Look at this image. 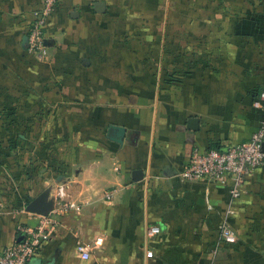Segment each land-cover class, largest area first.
Wrapping results in <instances>:
<instances>
[{"label": "crops", "instance_id": "1", "mask_svg": "<svg viewBox=\"0 0 264 264\" xmlns=\"http://www.w3.org/2000/svg\"><path fill=\"white\" fill-rule=\"evenodd\" d=\"M42 1L0 0V251L47 193L71 210L28 264H264V165L236 199L177 175L264 119V0H63L39 60Z\"/></svg>", "mask_w": 264, "mask_h": 264}, {"label": "built area", "instance_id": "2", "mask_svg": "<svg viewBox=\"0 0 264 264\" xmlns=\"http://www.w3.org/2000/svg\"><path fill=\"white\" fill-rule=\"evenodd\" d=\"M63 0H43L42 6L25 29V50L28 54L41 60L49 47L47 39L48 23ZM255 106L264 105V89L258 91L253 99ZM264 119L252 134L243 141L227 143L208 149L193 150L186 165L177 173L182 180L204 179L210 183L228 188L231 199L241 196L248 177L264 165ZM116 188L108 189L103 194L105 201H111ZM71 210L68 202H57L47 212H26L27 221L16 224V239L0 251V264H28L48 241L53 231L61 225V218ZM150 234L160 232L158 225H153ZM225 242L236 240L233 228L225 224L221 230ZM101 239L95 240L100 245ZM93 245L78 239L75 252L80 259L88 261L92 257Z\"/></svg>", "mask_w": 264, "mask_h": 264}, {"label": "water", "instance_id": "3", "mask_svg": "<svg viewBox=\"0 0 264 264\" xmlns=\"http://www.w3.org/2000/svg\"><path fill=\"white\" fill-rule=\"evenodd\" d=\"M97 11L98 12H103L104 11V4L101 2L96 3ZM26 41V38H25ZM264 151V143L262 147ZM135 179H140L141 178V173L140 171H136L135 173ZM52 208V201L47 199V193H42L32 199L28 205L25 208L26 212H35V213H44L47 212L49 209Z\"/></svg>", "mask_w": 264, "mask_h": 264}]
</instances>
